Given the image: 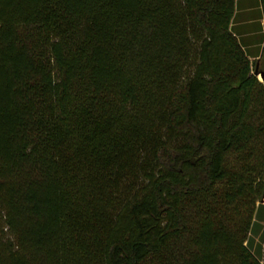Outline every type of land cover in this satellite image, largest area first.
I'll return each mask as SVG.
<instances>
[{
    "label": "trees",
    "instance_id": "1",
    "mask_svg": "<svg viewBox=\"0 0 264 264\" xmlns=\"http://www.w3.org/2000/svg\"><path fill=\"white\" fill-rule=\"evenodd\" d=\"M235 4L0 0V264H261L264 50Z\"/></svg>",
    "mask_w": 264,
    "mask_h": 264
},
{
    "label": "crops",
    "instance_id": "2",
    "mask_svg": "<svg viewBox=\"0 0 264 264\" xmlns=\"http://www.w3.org/2000/svg\"><path fill=\"white\" fill-rule=\"evenodd\" d=\"M231 27L252 63L258 62L264 50V11L261 0H236ZM250 247L264 264V204L256 208L250 234Z\"/></svg>",
    "mask_w": 264,
    "mask_h": 264
},
{
    "label": "rangeland",
    "instance_id": "3",
    "mask_svg": "<svg viewBox=\"0 0 264 264\" xmlns=\"http://www.w3.org/2000/svg\"><path fill=\"white\" fill-rule=\"evenodd\" d=\"M257 78H258V81L262 83V80L260 79V77H257ZM260 203L264 204V196L261 201L257 202L256 208L258 207ZM0 243L4 244L3 245L4 248H8V247L10 248V246H13L16 244L15 235L9 229L7 223L5 222L4 215L1 212H0ZM44 262L45 261H42V264H44Z\"/></svg>",
    "mask_w": 264,
    "mask_h": 264
},
{
    "label": "water",
    "instance_id": "4",
    "mask_svg": "<svg viewBox=\"0 0 264 264\" xmlns=\"http://www.w3.org/2000/svg\"><path fill=\"white\" fill-rule=\"evenodd\" d=\"M259 65V62H257V67ZM256 77H260V79L262 80V83H264V73H256L255 74Z\"/></svg>",
    "mask_w": 264,
    "mask_h": 264
}]
</instances>
